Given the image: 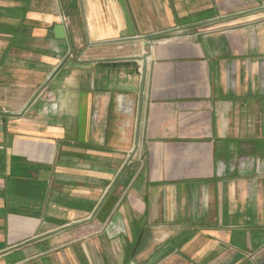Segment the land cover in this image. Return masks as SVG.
<instances>
[{
  "label": "crops",
  "instance_id": "1",
  "mask_svg": "<svg viewBox=\"0 0 264 264\" xmlns=\"http://www.w3.org/2000/svg\"><path fill=\"white\" fill-rule=\"evenodd\" d=\"M0 264H264V0H0Z\"/></svg>",
  "mask_w": 264,
  "mask_h": 264
}]
</instances>
